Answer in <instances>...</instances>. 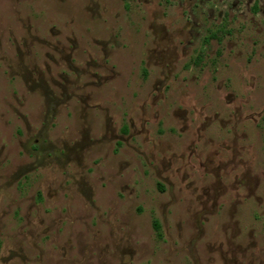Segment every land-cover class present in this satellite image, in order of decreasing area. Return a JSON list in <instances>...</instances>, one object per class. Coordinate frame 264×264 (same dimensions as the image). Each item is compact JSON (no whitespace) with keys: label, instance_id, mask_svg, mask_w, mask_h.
<instances>
[{"label":"rangeland","instance_id":"374dc122","mask_svg":"<svg viewBox=\"0 0 264 264\" xmlns=\"http://www.w3.org/2000/svg\"><path fill=\"white\" fill-rule=\"evenodd\" d=\"M0 264H264V0H0Z\"/></svg>","mask_w":264,"mask_h":264}]
</instances>
